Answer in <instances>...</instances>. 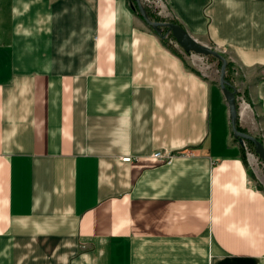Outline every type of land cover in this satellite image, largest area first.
<instances>
[{
    "label": "crops",
    "instance_id": "1",
    "mask_svg": "<svg viewBox=\"0 0 264 264\" xmlns=\"http://www.w3.org/2000/svg\"><path fill=\"white\" fill-rule=\"evenodd\" d=\"M162 5L230 52L264 138V0ZM0 264H264V184L218 82L128 0H0Z\"/></svg>",
    "mask_w": 264,
    "mask_h": 264
},
{
    "label": "rangeland",
    "instance_id": "2",
    "mask_svg": "<svg viewBox=\"0 0 264 264\" xmlns=\"http://www.w3.org/2000/svg\"><path fill=\"white\" fill-rule=\"evenodd\" d=\"M141 4L144 10L148 11L151 14V17H153V19L151 20L153 21H169L173 19V18H168L166 17V15H164L163 9H162L163 5L160 3V1H158L157 3L150 4L147 1L142 0ZM136 14H139L138 10L136 11ZM158 31L159 33L164 34V40H165L166 46L170 50H173L179 57H181L184 63L189 68L196 70L198 73H201L207 79L213 80L216 83L218 82L219 70H220L221 64H219V61L217 58H215L212 55H204L200 53H195L193 51H185L176 42L171 32L165 26H159ZM198 41L211 46L212 48L217 50L221 55H224L226 60H228L231 63L230 69L228 72V78L235 89L236 107H237L238 115H239L243 107L249 106V100L247 98L246 90H242V89L239 90L238 84L236 82V77H239L240 75L239 65L235 62L234 58L231 56L230 52L227 49L216 46L215 44L207 40L198 39ZM237 120H238V117H237ZM238 125L241 128L240 131L251 134L244 127H241L239 122H238ZM230 133L232 135L231 126H230ZM253 136H255L264 145V140H263L264 138H262L261 135L255 134ZM232 138L237 140V138L233 137V135H232ZM249 141L250 140H244L243 145H241L238 142L242 148V156L245 159L246 164L249 166L252 175L253 176L255 175L258 178V180L261 181L262 184H264V163L262 162V160L259 158V156L255 152L253 143L251 141L250 143Z\"/></svg>",
    "mask_w": 264,
    "mask_h": 264
},
{
    "label": "water",
    "instance_id": "3",
    "mask_svg": "<svg viewBox=\"0 0 264 264\" xmlns=\"http://www.w3.org/2000/svg\"><path fill=\"white\" fill-rule=\"evenodd\" d=\"M135 4H131V8H136L141 18L154 30L158 29L159 26H165L172 34L176 42L185 50V51H193L195 53H200L204 55H212L217 59L222 60V64L219 70V78L218 84L220 90L226 100L229 122L231 126V131L233 137L237 138L238 142L243 145L244 140H250L253 143L255 152L259 156V158L264 163V145L261 141H259L255 136L240 131L236 127V120L238 117V110L236 107V99H235V89L229 90L226 87V82L224 81V67L226 63V59L214 48L209 45H206L193 36H191L186 29L181 26L179 23L172 21H153L147 17L144 8L140 0H134ZM164 37V34L162 35Z\"/></svg>",
    "mask_w": 264,
    "mask_h": 264
},
{
    "label": "trees",
    "instance_id": "4",
    "mask_svg": "<svg viewBox=\"0 0 264 264\" xmlns=\"http://www.w3.org/2000/svg\"><path fill=\"white\" fill-rule=\"evenodd\" d=\"M128 2H129V4H130V6H131V4H134V0H128ZM133 9V11L134 12H136L137 10H136V8L134 9V8H132ZM145 12H146V15H147V17L148 18H150V19H153V17H151V14L148 12V11H146L145 10ZM169 21H172V22H176L175 20H173V19H171V20H169ZM177 23V22H176ZM151 28V27H150ZM155 33H157L159 36H160V38H161V41L163 42V44L164 45H166L165 44V40H164V37H162V33H159V31H158V29H156V30H154L153 28H151ZM167 47V46H166ZM224 58H225V56L224 55H222ZM226 59V58H225ZM218 61H219V64H222V60L221 59H218ZM230 65H231V63L228 61V60H226V63H225V67H224V81L226 82V87L229 89V90H234V86L232 85V83L230 82V80H229V78H228V72H229V69H230ZM236 127H237V129L238 130H241V128L239 127V125H238V120H236ZM250 142V141H249ZM251 143V142H250ZM243 160L245 161V159L243 158Z\"/></svg>",
    "mask_w": 264,
    "mask_h": 264
},
{
    "label": "built area",
    "instance_id": "5",
    "mask_svg": "<svg viewBox=\"0 0 264 264\" xmlns=\"http://www.w3.org/2000/svg\"><path fill=\"white\" fill-rule=\"evenodd\" d=\"M143 1H147L150 4L157 3L158 1H160V3L162 4V0H143ZM140 2L142 3V0H140ZM151 157L154 160H158L161 162H169L171 160L172 154L161 152L160 150H155L152 152ZM122 160L130 161V160H132V157L131 156H124L122 158Z\"/></svg>",
    "mask_w": 264,
    "mask_h": 264
}]
</instances>
